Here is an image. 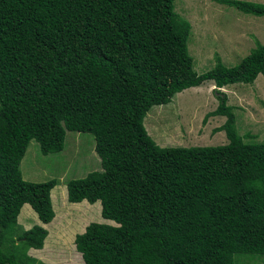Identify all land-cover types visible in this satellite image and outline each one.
<instances>
[{"label":"trees","instance_id":"16d2710c","mask_svg":"<svg viewBox=\"0 0 264 264\" xmlns=\"http://www.w3.org/2000/svg\"><path fill=\"white\" fill-rule=\"evenodd\" d=\"M173 1L0 0V264H44L28 251L43 247L47 231L22 230L17 218L28 204L50 223L58 181H26L20 163L31 141L43 155L62 152L67 131L93 136L101 167L66 182L68 202L99 201L101 217L115 224L90 223L76 235L83 261L72 254L73 264L264 256V143L244 141L221 91L264 76V45L234 67L216 57L197 74L191 26ZM215 1L264 17L262 3ZM208 81L218 104L204 120L225 118L214 134L224 132L227 144L156 145L143 125L150 108Z\"/></svg>","mask_w":264,"mask_h":264},{"label":"rangeland","instance_id":"374dc122","mask_svg":"<svg viewBox=\"0 0 264 264\" xmlns=\"http://www.w3.org/2000/svg\"><path fill=\"white\" fill-rule=\"evenodd\" d=\"M173 4L174 11L190 23L187 49L197 74L212 69L216 57L226 67H234L256 47L257 41L264 45V17L240 13L215 0H174ZM212 84V81L204 82L199 87L176 94L166 105L150 108L143 125L156 145L189 148L227 144L224 132L214 134L225 118L216 116L204 120L218 104L212 93L215 88ZM223 92L228 97V105L236 118V128L244 141L264 143V76L259 75L252 84L229 85ZM94 146L91 134L67 131L64 150L58 154L43 155L36 141H31L20 163V171L25 178L31 177L26 181L34 183L55 179L66 184L70 180L82 179L91 172L101 170ZM62 184H58L56 189L59 190ZM77 212L71 209L63 220L67 217L73 219L72 215L76 216ZM29 217L23 210L20 220L30 221L26 219ZM62 217L57 209V219L47 238L46 250L51 247ZM106 223L115 225L110 221ZM64 241L68 243L70 239ZM72 252L66 256L76 263ZM236 264H264V256L241 257Z\"/></svg>","mask_w":264,"mask_h":264},{"label":"crops","instance_id":"0c3cea01","mask_svg":"<svg viewBox=\"0 0 264 264\" xmlns=\"http://www.w3.org/2000/svg\"><path fill=\"white\" fill-rule=\"evenodd\" d=\"M243 1H246V0H243ZM249 1L250 2L254 1L255 3L264 4V0H249ZM212 86L214 87V83L212 84ZM226 87L227 86L223 87L222 90L224 91ZM213 118H216V117H213ZM222 118L223 117H221V119ZM217 119H220V118H217ZM22 178L26 180V178H31V177L26 176L25 178L22 175ZM62 183L63 182L58 183V184H62ZM62 185L63 186L59 187L60 188L59 190L56 189L58 187L56 185L51 190V193H50L52 207L55 212V217L50 223L43 224L38 219V215L33 211V209L28 204L23 205L18 215V218H17V223L22 228V230H29L33 227V225L34 226L39 225L47 231V236L44 239L43 247L39 250L29 249L28 251L29 256L42 261L44 264H73V261L68 259L66 256L68 252L72 250L73 252L71 254H73L78 260L81 261L82 260L81 254L76 251L75 245H74L75 236L78 234L84 233L86 227L90 223L110 224V223H106V222H109L108 220H105L101 217V204L99 201L94 204H89L86 201H83L81 203H69L67 200L66 184H62ZM55 189L57 190L56 192H55ZM56 209L60 210V213L63 216L62 220L71 211V209H75L78 212L76 216L72 215L73 219L67 217L65 220L61 221V223L58 226V230L55 233V237L52 240L51 247H49L46 250L45 249L46 241L50 234L48 225L51 224L56 219V216H57ZM23 210H25V212L30 215L29 218H26V219H30V221H25V219H22L23 221L20 220V216ZM66 238L70 239V242L66 243L64 241ZM52 253H57V254L52 255Z\"/></svg>","mask_w":264,"mask_h":264}]
</instances>
